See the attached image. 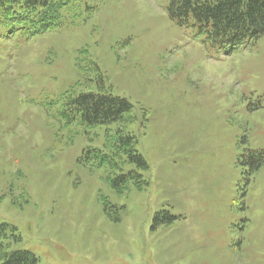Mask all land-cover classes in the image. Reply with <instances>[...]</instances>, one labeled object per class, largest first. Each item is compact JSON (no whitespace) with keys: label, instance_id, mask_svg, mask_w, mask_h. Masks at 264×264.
Returning <instances> with one entry per match:
<instances>
[{"label":"rangeland","instance_id":"rangeland-1","mask_svg":"<svg viewBox=\"0 0 264 264\" xmlns=\"http://www.w3.org/2000/svg\"><path fill=\"white\" fill-rule=\"evenodd\" d=\"M168 2L79 0L43 32L0 12V225L20 237L9 252L38 264H264V164L248 162L264 151V37L217 46L170 20ZM102 89L132 105L131 121L66 126L65 96ZM117 129L148 165L142 191L120 194L116 170L80 160L107 153Z\"/></svg>","mask_w":264,"mask_h":264},{"label":"trees","instance_id":"trees-1","mask_svg":"<svg viewBox=\"0 0 264 264\" xmlns=\"http://www.w3.org/2000/svg\"><path fill=\"white\" fill-rule=\"evenodd\" d=\"M79 0H0V12L19 10L39 32L63 26L65 12ZM167 15L176 25H192L217 46L238 48L254 45L264 37V0H169ZM61 116L66 126L83 128L109 126L131 121L132 105L123 98L113 96L110 89L100 93L65 96ZM259 103L256 107L260 108ZM116 139L101 150L87 149L81 162L96 160L98 168L116 170L110 179L112 187L120 194L129 189L142 191L148 182L143 173L148 171L145 159L136 150V138L116 130ZM109 141V140H107ZM251 173L264 164V151L248 154ZM176 219V218H174ZM157 221V220H156ZM17 230L0 225V264H38V259L28 251H8L19 242Z\"/></svg>","mask_w":264,"mask_h":264}]
</instances>
